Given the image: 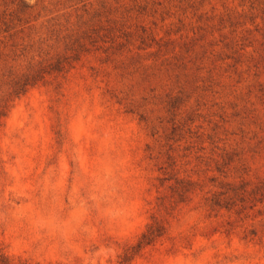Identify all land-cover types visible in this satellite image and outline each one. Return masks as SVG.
I'll use <instances>...</instances> for the list:
<instances>
[{"label": "rangeland", "instance_id": "1", "mask_svg": "<svg viewBox=\"0 0 264 264\" xmlns=\"http://www.w3.org/2000/svg\"><path fill=\"white\" fill-rule=\"evenodd\" d=\"M0 108V264H264V0H0Z\"/></svg>", "mask_w": 264, "mask_h": 264}, {"label": "trees", "instance_id": "2", "mask_svg": "<svg viewBox=\"0 0 264 264\" xmlns=\"http://www.w3.org/2000/svg\"><path fill=\"white\" fill-rule=\"evenodd\" d=\"M56 71H61V66L58 70ZM30 85V82L28 80H25L24 84H21L19 86V89L17 90L16 94L17 95H22L23 93L26 92L27 86ZM5 116V112L3 108H0V124L2 118ZM153 227H149L147 232L143 235L141 240L139 241L137 247L142 248L143 246L150 245L151 243L154 242V240L158 237H160L162 234L160 232H154L152 231Z\"/></svg>", "mask_w": 264, "mask_h": 264}]
</instances>
